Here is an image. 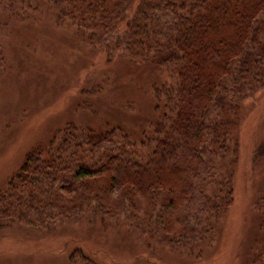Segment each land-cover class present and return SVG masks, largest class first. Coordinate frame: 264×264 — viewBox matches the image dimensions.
<instances>
[{
    "label": "trees",
    "instance_id": "trees-1",
    "mask_svg": "<svg viewBox=\"0 0 264 264\" xmlns=\"http://www.w3.org/2000/svg\"><path fill=\"white\" fill-rule=\"evenodd\" d=\"M41 1L0 0V6L26 19ZM43 2L56 26L105 51L107 60L147 62L168 80L152 88L158 117L138 141L118 128L68 123L33 148L0 191V225L29 226L28 214L44 224L83 216L128 224L136 204L147 200L149 218L180 221L173 228L179 236L168 243L204 242L232 200V127L244 100L264 86V0ZM258 156L264 162V146ZM172 193L185 201L181 216ZM255 208L261 239L248 264H264V198ZM68 264L97 263L75 249Z\"/></svg>",
    "mask_w": 264,
    "mask_h": 264
},
{
    "label": "rangeland",
    "instance_id": "rangeland-1",
    "mask_svg": "<svg viewBox=\"0 0 264 264\" xmlns=\"http://www.w3.org/2000/svg\"><path fill=\"white\" fill-rule=\"evenodd\" d=\"M48 8L42 0L22 19L0 6V191L26 155L68 123L118 128L138 141L158 117L152 88L168 80L147 62L121 55L107 60L105 51L56 26ZM232 141V200L204 242L168 243L179 219L149 218L152 201L146 200L136 204L128 224L86 216L44 224L33 214L29 226L2 223L0 264H68L75 249L97 264H248L261 239L255 202L264 198V162L257 157L264 146V86L244 100ZM175 201L173 211L181 216L185 201Z\"/></svg>",
    "mask_w": 264,
    "mask_h": 264
}]
</instances>
